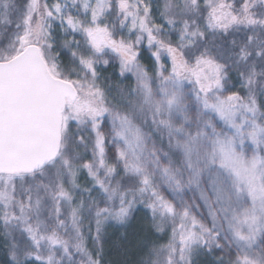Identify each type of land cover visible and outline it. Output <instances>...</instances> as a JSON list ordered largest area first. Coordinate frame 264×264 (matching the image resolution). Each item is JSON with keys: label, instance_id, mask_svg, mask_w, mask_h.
Instances as JSON below:
<instances>
[{"label": "snow or ice", "instance_id": "obj_1", "mask_svg": "<svg viewBox=\"0 0 264 264\" xmlns=\"http://www.w3.org/2000/svg\"><path fill=\"white\" fill-rule=\"evenodd\" d=\"M0 264H264V0H0Z\"/></svg>", "mask_w": 264, "mask_h": 264}]
</instances>
